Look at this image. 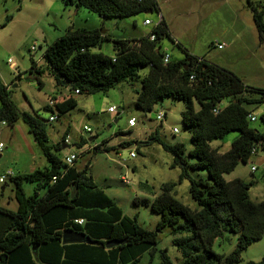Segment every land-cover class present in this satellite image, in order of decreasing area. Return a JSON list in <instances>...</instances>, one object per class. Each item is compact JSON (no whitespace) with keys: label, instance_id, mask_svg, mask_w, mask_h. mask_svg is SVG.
Segmentation results:
<instances>
[{"label":"trees","instance_id":"1","mask_svg":"<svg viewBox=\"0 0 264 264\" xmlns=\"http://www.w3.org/2000/svg\"><path fill=\"white\" fill-rule=\"evenodd\" d=\"M63 1L103 18L161 12L157 0ZM248 3L260 40L264 41V6L253 0ZM152 35L155 40H151ZM164 37L172 38L167 22L161 18L149 34L139 39L113 40L115 53L109 56L94 51L103 41L110 40L109 36L100 29L81 28L48 45L44 58L57 80L63 79L79 94L106 92L122 82H133L140 77V70L149 66L141 79V89L137 90L135 105L151 112L166 97L184 102L182 120L191 133L193 148L187 151L184 143L169 144L157 135L151 139L159 141L174 156L173 167L178 164L183 167L179 180L190 179V193L198 208L192 209L176 197V182L166 183L154 199H136L135 203L149 206L161 215L156 230L143 227L137 217L124 213L87 175L86 169L82 171L65 163V157L60 155L63 145L50 143L45 121L38 113L22 111L16 105L9 85L0 75V131L4 122L13 126L22 120L48 160L43 169L11 178L18 208L0 206V264H138L145 253L157 251L159 232L166 227L175 235L173 242L184 264H239L243 251L264 237V201L256 203L249 197L254 182L225 178L239 163L250 159L253 148L264 147V133L252 127L249 118L252 113L245 106L260 99L247 94L252 88L240 77L190 54L179 43L186 56L179 60L171 58L166 63V54L159 50ZM31 72L41 82L39 76L44 69L34 59ZM225 97L232 99L221 108L218 104ZM77 105L76 98L68 97L56 102L57 114L52 106L46 109L58 120ZM261 119L264 122V113ZM234 131L240 135L229 151L222 153L212 147V141L225 139ZM189 169L205 170L206 174L195 178ZM25 182L35 185L33 194L26 193ZM143 186L149 189V185ZM80 219L82 223L77 221ZM67 229L85 233L92 242L63 243V232ZM224 232L237 237L236 248L227 255L213 249ZM109 241L120 243L107 247ZM163 258L164 264H172L166 253Z\"/></svg>","mask_w":264,"mask_h":264},{"label":"rangeland","instance_id":"2","mask_svg":"<svg viewBox=\"0 0 264 264\" xmlns=\"http://www.w3.org/2000/svg\"><path fill=\"white\" fill-rule=\"evenodd\" d=\"M157 1L161 12H142L130 18H103L82 9L86 16L78 22L79 28L100 29L108 35L110 40L103 41L101 47L94 51L113 56V40L139 39L143 34H149L155 23L146 25L145 19L157 22L163 13L170 25L172 38L164 37L159 50L173 60L183 59L186 53L179 43L190 54L240 77L252 88L247 94L260 99L245 106L256 117V121L251 122L252 127L264 132L261 119L264 93L257 90H264V41L260 40L248 0ZM253 1L264 6V0ZM64 6L63 0H0V75L4 82L10 84L12 99L22 111L33 115L38 113L46 123L50 143L68 145L62 148L60 155H78L72 166L82 171L86 169L87 175L93 177L124 213L131 218L137 217L143 227L156 230L161 215L149 206L135 203L136 199H154L166 183L176 182V197L190 208L197 209L198 205L190 193V179L179 180L183 167L179 164L173 167L174 156L159 141L151 139L152 135H157L169 144L184 143L187 151L193 148L191 133L182 120V112L186 109L184 102L166 97L151 112L136 107L137 90L141 89V79L148 73L149 66L142 68L140 77L133 82H122L106 92L76 94L63 79L58 81L47 66L44 54L48 45L69 33L60 20ZM254 38L258 39L256 44ZM218 43L225 45L220 49ZM34 45L36 50H32ZM32 59L44 69L39 76L41 82L36 78L37 74L31 72ZM68 97L77 99L76 108L50 122L53 112L46 106L51 101L61 102ZM231 99L225 97L218 105L224 108ZM113 105L117 110L111 112L109 108ZM52 108L57 114L56 108ZM160 113L166 114L163 120L157 119ZM132 117L136 119V126L130 128L128 122ZM14 125L13 130L9 125L1 126L0 141L5 147L1 150L0 176L8 170L17 175L45 168L47 157L28 126L22 120ZM85 126L90 131L85 130ZM175 128L177 132H174ZM23 134L29 138V144ZM239 135L238 131L231 132L225 139L212 141L211 145L222 153L227 152ZM131 151L136 154L134 158L129 157ZM253 166L255 171H252ZM188 171L195 178L206 174L205 170ZM122 176L127 177L129 184L122 182ZM225 178L253 181L249 189L251 201H264V147L257 145V152L247 162L239 163ZM143 185H149V189ZM24 188L30 195L34 193L35 185L25 182ZM0 206L11 210L18 208L15 184L11 178L0 183ZM174 237L171 228H164L158 235L157 251L145 253L138 264H164L163 253L170 257L172 264H184L182 254L173 242ZM236 246V235L224 232L213 249L227 255ZM250 262L264 264V237L243 251L239 264Z\"/></svg>","mask_w":264,"mask_h":264},{"label":"built area","instance_id":"3","mask_svg":"<svg viewBox=\"0 0 264 264\" xmlns=\"http://www.w3.org/2000/svg\"><path fill=\"white\" fill-rule=\"evenodd\" d=\"M152 23H153V22H152L150 19H146V20H145V24H146V25H151ZM157 24H158V23H157ZM157 24H156V25H157ZM156 25H154V26H156ZM155 38H156L155 35H152V36H151V40H155ZM217 46H218V48L221 49V48L224 47V44H220V43H218ZM32 50H36V46H35V45L32 47ZM170 59H171V56L168 55V54H166L165 57H164V61L167 63V62L170 61ZM10 62H11V61H10ZM191 78L193 79V76H192ZM79 92H80V91H79L78 89L75 90V93H76V94H79ZM55 105H56V103L53 102V101H51L50 104H49V106H55ZM109 110L113 112V111H116L117 108L114 106V107H110ZM165 116H166V114L160 113V114L157 116V119H158V120H163V119L165 118ZM249 118H250L251 121H256V117H255L253 114L249 115ZM56 120H57V117H56L55 115H51V116H50V122H53V121H56ZM3 124L5 125V122H4ZM128 124H129V127H130V128L136 126V119H135L134 117L130 118ZM84 129L87 130V131H90V128L87 127V126H85ZM177 131H178V129L175 128V129H174V132H177ZM3 147H4V144L0 142V150H2ZM256 152H257V148H253V152H252V153L255 154ZM135 156H136L135 152H134V151H131L130 154H129V157L134 158ZM76 159H77V155H76V154H72V155L66 156V157L64 158V161H65V163H67V164H69V165H72ZM122 163H123V162H121V164H122ZM252 170L255 171V170H256V167L253 166V167H252ZM15 175H16V174H15L12 170H8L7 172H5L4 174H2V175L0 176V183H4L8 178H12V177H14ZM54 178L56 179V177H54ZM121 180H122V182H123L124 184H129V180L127 179V177L122 176V177H121ZM77 221H78L79 223H82V222H83V219H80V220H77Z\"/></svg>","mask_w":264,"mask_h":264},{"label":"crops","instance_id":"4","mask_svg":"<svg viewBox=\"0 0 264 264\" xmlns=\"http://www.w3.org/2000/svg\"><path fill=\"white\" fill-rule=\"evenodd\" d=\"M54 1V0H53ZM59 1V0H58ZM82 9L83 8H78L76 5H66V6H64V9H63V13L62 14H60V17H61V19L60 20H62L63 21V24H62V26H63V28H68V30L69 31H74V30H77V29H81V28H79V24H78V22L79 21H81V20H83V17L82 16H86V15H83L84 14V12L82 11ZM147 12H152V11H147ZM161 18H164L165 19V21L167 22V20H166V15H164L163 13H161L160 14V18H159V20L157 21V22H159L160 20H161ZM146 19H149V18H146ZM145 19V20H146ZM152 21V20H151ZM145 22V21H144ZM153 22V21H152ZM157 22H153L151 25H153L154 23L155 24H157ZM168 23V22H167ZM154 24V25H155ZM154 25H153V27H154ZM170 26V25H169ZM254 28H256V27H254ZM57 27H56V31H57ZM258 31V30H257ZM46 36V35H45ZM142 36H144V34L142 35ZM141 36V37H142ZM46 38V37H45ZM258 41V39H256V38H254V43L256 44V42ZM220 44H223V43H220ZM225 45V44H224ZM253 45V44H252ZM38 64V63H37ZM37 78V77H36ZM6 83V82H5ZM6 84H8V83H6ZM9 85V88H10V84H8ZM40 85H41V83H40ZM41 87V86H40ZM110 107H114V105L113 106H110ZM112 112V111H111ZM6 125V124H5ZM15 127V125H13V126H10V129L11 130H13V128ZM12 132V131H11ZM262 132V131H261ZM262 133H264V132H262ZM23 137L25 138V140H26V142H28V144H29V138L28 137H26L25 136V134H23ZM1 143H3L2 141H0ZM4 144V143H3ZM64 145V147L63 148H66L68 145H66V143H64L63 144ZM4 147H5V145H4ZM3 147V148H4ZM1 150H0V157L2 156L1 155ZM70 155H72V153L70 154ZM65 157L66 156H69V154H65L64 155ZM36 170V169H35ZM253 171V170H252ZM28 173V172H27ZM234 179H237V178H234ZM227 180V179H226ZM231 180H233V179H228L227 181H231Z\"/></svg>","mask_w":264,"mask_h":264},{"label":"water","instance_id":"5","mask_svg":"<svg viewBox=\"0 0 264 264\" xmlns=\"http://www.w3.org/2000/svg\"><path fill=\"white\" fill-rule=\"evenodd\" d=\"M91 140L93 138H90ZM64 147V145H63ZM74 195V194H73ZM63 243H80V242H88L91 243L92 241L88 236H86L85 233L78 232L72 229H67L63 232V237H62ZM120 242L118 241H109L107 242V247H113L118 245ZM37 251V246H34V252Z\"/></svg>","mask_w":264,"mask_h":264}]
</instances>
